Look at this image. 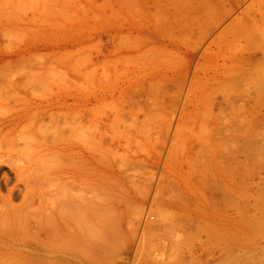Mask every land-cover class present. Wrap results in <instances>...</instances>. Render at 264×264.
<instances>
[{"label":"rangeland","instance_id":"rangeland-1","mask_svg":"<svg viewBox=\"0 0 264 264\" xmlns=\"http://www.w3.org/2000/svg\"><path fill=\"white\" fill-rule=\"evenodd\" d=\"M238 1L0 0V118L40 104L65 112L44 119L72 126L49 167L61 173L64 148L85 137L88 218L199 221L211 210L220 222L230 204L260 209L264 0L227 10ZM69 174L76 183L72 164Z\"/></svg>","mask_w":264,"mask_h":264},{"label":"bare ground","instance_id":"bare-ground-1","mask_svg":"<svg viewBox=\"0 0 264 264\" xmlns=\"http://www.w3.org/2000/svg\"><path fill=\"white\" fill-rule=\"evenodd\" d=\"M240 1L227 10L233 11ZM86 104L89 111L93 103ZM45 106L40 104L36 113L23 110L0 118L5 141V150H0V256H15L17 264H264L262 205L230 204L227 213L220 208L227 214L220 222L207 218L217 215L211 210L209 221H203L204 216L199 221L166 220L163 213L162 219L130 223L88 218L85 137L77 148H64L61 173L49 167L56 147L71 138L72 126L45 128L47 116L65 117V112H49ZM25 121L30 131L18 134ZM71 164L76 183L70 180Z\"/></svg>","mask_w":264,"mask_h":264}]
</instances>
